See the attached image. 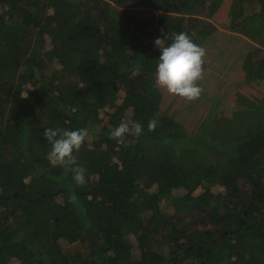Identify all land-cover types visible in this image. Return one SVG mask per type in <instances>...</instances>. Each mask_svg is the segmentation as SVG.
Instances as JSON below:
<instances>
[{"label":"trees","instance_id":"obj_1","mask_svg":"<svg viewBox=\"0 0 264 264\" xmlns=\"http://www.w3.org/2000/svg\"><path fill=\"white\" fill-rule=\"evenodd\" d=\"M222 2L0 0V264H264L263 106L186 133L155 85V39L204 49ZM230 17L264 84V0ZM127 120L144 132L118 144ZM47 128L88 130L85 185L49 164Z\"/></svg>","mask_w":264,"mask_h":264},{"label":"rangeland","instance_id":"obj_2","mask_svg":"<svg viewBox=\"0 0 264 264\" xmlns=\"http://www.w3.org/2000/svg\"><path fill=\"white\" fill-rule=\"evenodd\" d=\"M238 2L239 0H223L215 14L213 23L216 32L207 40L204 48L207 60L203 59L207 66L203 78L197 81L204 96L187 101L169 93L165 95L162 108L169 110L168 112L179 111L178 120L182 123L183 132L191 131L208 113L212 115V121H231L238 102L247 101L261 105L264 109V84L247 85L242 81L241 65L244 58L240 59L239 56L250 50L248 41L228 29V25L233 23L230 16L236 10ZM213 100L215 109L211 108ZM66 247L70 246L66 244Z\"/></svg>","mask_w":264,"mask_h":264},{"label":"clouds","instance_id":"obj_3","mask_svg":"<svg viewBox=\"0 0 264 264\" xmlns=\"http://www.w3.org/2000/svg\"><path fill=\"white\" fill-rule=\"evenodd\" d=\"M155 46L159 48L160 56L155 70V85L165 89L170 95L178 96L187 101H194L201 95L202 88L197 81L203 78L202 58L205 50L193 43L187 33L174 34L172 42L164 44L163 38H156ZM148 131H154L156 121L150 120ZM144 132V125L134 120L122 121L109 132V138L118 144L126 145V137L133 139ZM88 130L86 128L66 130L47 128L43 138L50 145L47 161L52 167H61L66 173L72 174L73 181L78 186L87 183V169L77 163L75 152L83 146Z\"/></svg>","mask_w":264,"mask_h":264}]
</instances>
